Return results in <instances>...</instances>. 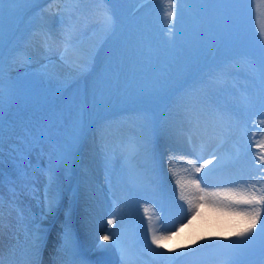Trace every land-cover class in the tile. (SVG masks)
<instances>
[{"label":"rangeland","instance_id":"374dc122","mask_svg":"<svg viewBox=\"0 0 264 264\" xmlns=\"http://www.w3.org/2000/svg\"><path fill=\"white\" fill-rule=\"evenodd\" d=\"M44 1L23 0L19 4L0 40V53L21 12ZM167 3L54 0L50 6L54 15L43 9L33 11L0 60V179L16 170L21 155L35 138L43 137L51 141V151L57 156L69 157L70 173L68 167L64 172L65 193L74 181V189L80 187L87 198L86 179L97 175L100 167L114 178L113 167L121 162L116 156H104L102 149L112 144L129 150L137 146V155L122 156L123 164H136L139 174L152 179L153 189L136 201L132 197L122 203L127 213L131 209L127 219L130 229L135 227L146 236L147 245L136 242L134 233L119 235L123 239L132 236L134 245L127 256H135L137 263L144 259L146 264H171L176 258L180 260L175 264H264V231L256 232L251 239L226 240L219 235L201 246L174 248L170 243H176L184 230L176 224L178 231L165 232L168 222L160 212H165L164 199L171 204L180 202L175 175L182 162H186L188 173L195 172L201 163L205 165L196 172L201 177L219 173L220 166H229L228 171L247 180L245 188L252 184L264 188V163L258 147L264 144V40L259 37V30H264V0H179L180 14L175 21L165 15ZM104 9H109L115 20L114 30L107 36L100 23ZM4 12L0 8V16ZM56 40L61 51L75 48L79 58L93 53L88 64L84 63L85 69L79 68L80 79L75 81L77 62L71 67L70 78L56 65L36 62V46H49ZM224 71L227 76L222 77ZM61 117L67 118V127L58 132L53 128ZM126 121L131 127L125 125ZM87 124L91 129L81 138ZM189 124L193 136L184 138L190 154L177 156L169 147V138L177 129L189 130ZM94 126L98 133L101 129L104 135L114 136L110 135L106 146L92 150L89 137ZM197 138L216 144L218 155L206 160L211 163L202 160L206 155ZM100 139L105 140L103 135ZM77 151L74 163L72 156ZM120 173L126 182L131 180L125 166ZM34 187L31 184L28 189L33 191ZM44 188L40 205L35 196L19 199L31 216L47 204L42 203L46 200ZM261 218L264 220V212ZM78 223H86V218L81 216ZM152 234L171 238L158 248L151 242Z\"/></svg>","mask_w":264,"mask_h":264},{"label":"bare ground","instance_id":"6f19581e","mask_svg":"<svg viewBox=\"0 0 264 264\" xmlns=\"http://www.w3.org/2000/svg\"><path fill=\"white\" fill-rule=\"evenodd\" d=\"M22 1L23 0H12V2H6L0 7L5 9L4 14L0 16V39L4 34L5 27L10 24ZM51 5H53V1H49L46 4L43 3V8L49 12V15H54L55 13L50 9ZM60 47L61 45L58 41H55L50 46L38 45L34 56L36 62L39 64L45 66L56 65L59 69L65 71L68 74L67 77L70 78L72 77L70 74L73 64L75 62L79 64L84 60L76 56L75 48H67L64 51H61ZM77 59H79V61H77ZM83 68L85 69V67ZM76 73L75 80L82 75L79 68ZM125 125L131 127L128 121L125 122ZM66 126L67 121L64 118L56 122L54 129L57 131H63ZM191 127L192 126L189 125V130L177 129L176 133L169 138V147L177 156L190 154L184 136L188 135L189 138L193 136ZM100 135H103L105 138L103 142H101ZM110 135L114 136L112 133L104 135L101 129L99 133L94 131L90 137L91 142L89 148L95 150L96 146H106L110 141ZM198 143H200L205 152V158H208L215 152L216 145L210 143L208 140L199 139ZM47 144H50V142L41 139L40 137L27 152L29 157L33 160V162L31 161L32 165L30 163H25V167L18 165L11 175L3 180L0 179V216L5 220V222H0V246L4 250L5 256L10 257L11 259H17L22 254V251H25L21 248L23 243L20 244L19 242H24L27 239L28 243L26 247H29V249L32 250L36 246V237L38 236L42 239L45 233L44 228L33 227L31 223V215L29 213L27 215L23 212L22 217V214L18 209V199L20 195L25 196L26 194H31L37 196L38 194L37 191H28L26 182L27 180L32 179L38 185H44L46 187L44 194H46L47 198L52 197L55 199L54 206H56V208L61 207L45 243L43 264H48L50 260H53V264H63L68 259V252L65 249L66 231L70 233L71 245L76 254L77 264H105L103 257H101L99 253L94 254L91 257L85 256L93 245H95L96 249L101 248V245L104 246L103 248L107 250L108 260H110L111 264H116L118 260H120L121 264H134L126 258L125 253L122 252L120 248H116L115 251H112L110 249V244L101 239L102 236L100 232L102 230L110 229L107 221L110 216L115 215L118 212L116 209L111 212L107 207L115 206L121 193H124L127 198H131L132 196L138 195L140 192H146V183L133 180L134 189L132 191L125 190L123 176L118 175L119 180L114 182L110 179L106 170L103 167H100L98 176L91 177L87 180L89 182L87 187L93 190L91 201L86 200L84 202L78 195L76 202L74 203L71 190L72 185L63 197L66 186L64 169L67 166L69 159H67V156L64 154L55 156L46 148ZM194 144L197 146V141H194ZM136 150L137 147H133L131 151L128 152L129 156H133ZM43 157L48 158L51 161L52 169L47 175L41 173V166L38 163L39 159ZM24 161L26 162V156H24ZM184 166H186V162H182L178 174L173 175H175L176 181L185 183V193L194 201L199 193L196 192L190 183L193 180L202 184L204 190L210 187L213 191L220 189L239 190L245 188L247 182L240 174L230 171L227 172L226 168L215 175L198 177L194 171L188 173L184 169ZM127 168L128 170H132V175L135 173V169L132 166H127ZM120 169H122V163L118 167V170ZM95 196L97 197V201L92 202ZM165 203L167 208L173 210L175 208L180 211L178 212L181 213L180 215L173 211V217L182 231L184 230L182 237L179 240H176V243H171L172 247L176 248L177 246L179 247L183 245H190L191 247L201 246L212 241L221 233L229 230L231 218L227 213L205 206L199 211L202 213L201 215H193V217L190 218L192 210L186 200L180 199V202L176 204H171L169 201L165 200ZM37 204L39 205L38 201ZM73 205H75V208ZM83 207H85V212L87 213L88 223H78L79 225L76 226L74 221L79 222V219L75 214L78 212V216H84L85 214L81 211ZM44 211L52 217L53 212L52 210L49 211L47 204L44 206ZM105 215L107 216L106 218ZM165 215L172 219V216L168 212H165ZM37 217L40 218V215L38 214ZM119 218L121 217H114V221L117 223ZM183 218L187 219L183 220ZM18 231L20 232L15 234V232ZM39 244L41 245V242ZM32 258V253L29 251L26 254L24 262L20 264H30Z\"/></svg>","mask_w":264,"mask_h":264},{"label":"snow or ice","instance_id":"6c2138e0","mask_svg":"<svg viewBox=\"0 0 264 264\" xmlns=\"http://www.w3.org/2000/svg\"><path fill=\"white\" fill-rule=\"evenodd\" d=\"M6 2H12V0H0V7H2ZM102 2H109V0H102ZM190 3H225L227 0H188ZM179 0H168L167 5L165 6V15L170 21H175L180 14L178 7ZM101 16V30L105 36L110 35L114 30L115 20L114 15L109 9H104L100 13ZM172 31L173 29H169ZM259 37L261 40H264V30H259ZM85 61H81L77 67L82 68ZM264 71V67H262ZM262 151L260 160L264 163V144L258 145ZM211 163V161H206ZM221 161L217 159V164H220ZM205 165H201L199 168H195V171L199 173L201 168ZM51 171V169H49ZM51 180V178H50ZM192 187L199 193L195 198V201L190 198L185 193V183L177 181L178 188L180 189V198L188 202L190 209L194 212V215H199V209L207 206L214 208L218 211L227 213L231 218V223L229 230L226 233H221V237L226 240H230L232 237L237 239L248 238L251 239L256 232L264 231V220H262V212H264V188H258L255 184L249 185L247 188H241L239 190L234 189H220L217 191L206 192L203 188L200 187V183L196 180L190 182ZM254 189V190H253ZM55 204V199L52 197L47 198V207L49 211L52 210ZM148 212V209H145V213ZM113 219H108L107 224L109 228H112L114 224ZM112 237V234L109 233L101 237L102 240H109ZM169 236H158L152 234L151 242L153 245H156L158 248H163V242L167 239H170ZM38 240L39 237L37 236ZM195 243V241H194ZM101 247H104L101 245ZM184 248H190V245H183ZM65 249L68 252V260L66 264H77L76 254L71 245L70 233L65 232ZM170 251H176L172 249ZM0 264H3V260L0 259Z\"/></svg>","mask_w":264,"mask_h":264}]
</instances>
